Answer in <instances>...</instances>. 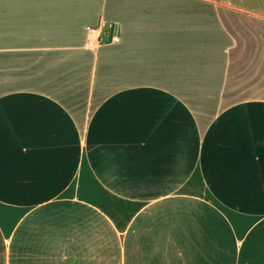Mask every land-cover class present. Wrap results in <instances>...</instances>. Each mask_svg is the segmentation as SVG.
<instances>
[{
    "label": "crops",
    "instance_id": "crops-1",
    "mask_svg": "<svg viewBox=\"0 0 264 264\" xmlns=\"http://www.w3.org/2000/svg\"><path fill=\"white\" fill-rule=\"evenodd\" d=\"M111 1L41 15L58 18L65 47L89 50V25L104 18L120 34ZM135 1L141 37L155 0ZM213 1L231 13L224 43L191 49L184 34L163 60L222 66L152 69V83L88 107L86 141L101 146L86 154L78 116L46 89L17 85L41 73L31 62L49 40L32 31L54 26L0 12V264H264V0ZM199 20L173 29L199 31Z\"/></svg>",
    "mask_w": 264,
    "mask_h": 264
},
{
    "label": "rangeland",
    "instance_id": "rangeland-1",
    "mask_svg": "<svg viewBox=\"0 0 264 264\" xmlns=\"http://www.w3.org/2000/svg\"><path fill=\"white\" fill-rule=\"evenodd\" d=\"M80 1L0 0V12H6V7L9 5L15 11V25L22 22V17H25V20L32 23L50 22L54 26L51 29L39 27L38 31H32V34L36 32L35 34L43 35L45 39L49 40L42 43L43 46L46 43V47H42L41 51L37 53L40 54V62H31V70L35 73L36 71L41 72L40 75L35 74L39 77H31L27 80L18 78L16 81L20 82V84L17 82L19 86L25 84L30 85V87L46 89L47 92L52 93L51 96L54 99L62 102L64 107L78 116L80 121L78 127L79 139L84 140L82 144L80 142V146H83V153L85 154L87 148L93 147L96 149L101 146V144L96 143L97 141L91 145L86 141L88 128L85 125L88 115L92 114V110H88V107H93L96 110L106 98H118L119 95H114V93L119 88L152 83L150 74L152 69L155 70V73L157 71L166 73L167 69L175 67V69L198 75L201 67H206L207 70L215 72L218 66H222V63L219 62L205 64L187 62L182 64L177 62L167 63L166 60H163L165 55L169 53L168 51L175 50L176 47L174 48V46L177 45V38L184 36V34L192 41L191 49L197 48L198 42H195L196 39L200 40V43L205 42L207 45H215L217 38H223L224 43V33L219 31L218 27H221V21H230L231 13L229 9L217 8L213 0H207L205 4L201 5H192L191 10L184 8L175 10L171 8L170 0H155L154 4L147 3L144 5L143 13L154 9L153 13L145 16L152 24L147 31L143 32L144 35L141 37H138L140 31H136L135 28L136 1L112 0L108 6L106 16L118 22L121 40L117 43L105 44L98 51L65 47L63 43H66V41L63 38L59 39L63 32L56 30L57 27H60L58 18L51 15L49 19H46L44 18L45 15H41L46 12L43 7H50L49 12L54 13L61 5L74 7ZM31 11L37 14L28 15L27 13ZM24 12H27V15L24 16ZM199 18H201L202 23L199 31L173 29L181 23L195 22L197 24L200 22V20L198 21ZM34 19L36 21H33ZM124 19L127 23L126 26L124 25ZM0 22H6V14H0ZM137 33L138 35H136ZM201 35L202 37H200ZM172 39L176 41L174 42ZM137 40H139L142 47H137ZM196 53H199V51L196 50ZM150 56L157 59L152 62ZM139 58H142V60ZM160 58H162V61L159 60ZM157 81H159L158 78L154 80V83H157ZM163 81L165 82L166 79H163ZM160 82H162V79ZM116 108L118 107L116 106ZM108 111L106 112L107 115L116 113ZM95 112L100 115L101 119V114L104 113L102 108ZM101 124V121L98 122L95 128L98 129ZM90 134L92 133L90 132ZM68 178L70 177L64 176V184Z\"/></svg>",
    "mask_w": 264,
    "mask_h": 264
},
{
    "label": "built area",
    "instance_id": "built-area-1",
    "mask_svg": "<svg viewBox=\"0 0 264 264\" xmlns=\"http://www.w3.org/2000/svg\"><path fill=\"white\" fill-rule=\"evenodd\" d=\"M120 40L116 23L103 18L100 22L88 26L85 47L91 51H98L101 46Z\"/></svg>",
    "mask_w": 264,
    "mask_h": 264
}]
</instances>
